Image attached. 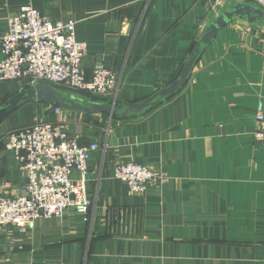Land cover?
Listing matches in <instances>:
<instances>
[{"label":"crops","instance_id":"obj_1","mask_svg":"<svg viewBox=\"0 0 264 264\" xmlns=\"http://www.w3.org/2000/svg\"><path fill=\"white\" fill-rule=\"evenodd\" d=\"M239 3L258 7L247 0H0V61L10 18L32 6L53 22L76 23L77 40L88 46V78L100 63L120 76L117 93L97 101L55 89L84 104L139 103L169 86L210 24ZM30 87L0 83V106ZM259 101L264 26L235 19L204 47L184 87L147 111L110 120L22 104L0 126L2 195L18 196L27 183L4 147L10 132L62 122L81 145L101 149L88 163V216L70 209L33 230H5L0 264H264ZM127 162L166 173L169 182L133 195L114 177L115 166Z\"/></svg>","mask_w":264,"mask_h":264},{"label":"built area","instance_id":"obj_2","mask_svg":"<svg viewBox=\"0 0 264 264\" xmlns=\"http://www.w3.org/2000/svg\"><path fill=\"white\" fill-rule=\"evenodd\" d=\"M247 1L264 10V0ZM1 46L0 83L19 81L33 87L43 82L99 98L115 95L119 88L118 71L102 63L88 78L83 68L88 46L77 40L75 22H53L32 6L10 18ZM52 112L60 117L66 110L52 106ZM256 121L255 140L264 145L263 101L258 102ZM4 147L15 155L27 183L18 196L0 193V235L5 230H33L38 220L61 218L70 209L88 216V163L100 144L81 145L62 122H41L8 133ZM114 177L133 195H144L150 186H164L170 179L135 162L117 164Z\"/></svg>","mask_w":264,"mask_h":264},{"label":"water","instance_id":"obj_3","mask_svg":"<svg viewBox=\"0 0 264 264\" xmlns=\"http://www.w3.org/2000/svg\"><path fill=\"white\" fill-rule=\"evenodd\" d=\"M235 19H247L250 24L262 23L264 26V10L252 4L239 3L226 10L221 16L217 17L209 26L208 31L199 40L198 46L190 56L182 71L176 79L166 88L159 90L156 94L139 103H116L78 102L73 97H67L59 90L47 83H37L33 87L26 88L0 106V126L6 118L17 111L24 103L36 100L40 103L59 106L65 110L73 112H83L89 115L107 114L112 120L139 114L154 107L164 99L179 92L187 83L189 76L202 53V47L209 45L218 36L220 31Z\"/></svg>","mask_w":264,"mask_h":264},{"label":"trees","instance_id":"obj_4","mask_svg":"<svg viewBox=\"0 0 264 264\" xmlns=\"http://www.w3.org/2000/svg\"><path fill=\"white\" fill-rule=\"evenodd\" d=\"M198 44H199V41L194 43L193 47H192L191 50H190V56L193 54V52H194L195 48L198 46ZM203 49H204V47H202V50H203ZM190 56H189V58H190ZM189 58H188V59H189ZM185 64H186V63H185ZM185 64H184V65H185ZM184 65L182 66V68L180 69V71L178 72V74L175 76V78L172 80V82L176 79V77H177V76L179 75V73L182 71ZM54 87H55V86H54ZM158 91H159V90H158ZM158 91H157V92H158ZM157 92H156V93H157ZM156 93H154V94H156ZM154 94H153V95H154ZM153 95H152V96H153ZM174 95H175V94H174ZM172 96H173V95H172ZM172 96H170V97H172ZM170 97H168V98H170ZM96 98H99V97H95V98H94L95 101L98 100V99H96ZM166 99H167V98H166ZM117 105H121V104H117ZM133 115H134V114H133ZM133 115H130V116H133ZM114 118H118V117L115 116Z\"/></svg>","mask_w":264,"mask_h":264},{"label":"bare ground","instance_id":"obj_5","mask_svg":"<svg viewBox=\"0 0 264 264\" xmlns=\"http://www.w3.org/2000/svg\"><path fill=\"white\" fill-rule=\"evenodd\" d=\"M219 13V12H218ZM13 16V15H12ZM210 24V23H209Z\"/></svg>","mask_w":264,"mask_h":264},{"label":"rangeland","instance_id":"obj_6","mask_svg":"<svg viewBox=\"0 0 264 264\" xmlns=\"http://www.w3.org/2000/svg\"><path fill=\"white\" fill-rule=\"evenodd\" d=\"M4 123V122H3Z\"/></svg>","mask_w":264,"mask_h":264}]
</instances>
